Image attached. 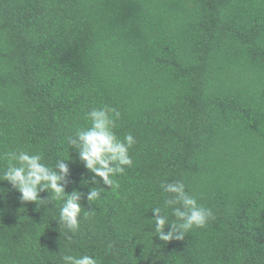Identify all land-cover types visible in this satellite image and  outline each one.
<instances>
[{
    "label": "trees",
    "instance_id": "obj_1",
    "mask_svg": "<svg viewBox=\"0 0 264 264\" xmlns=\"http://www.w3.org/2000/svg\"><path fill=\"white\" fill-rule=\"evenodd\" d=\"M104 106L136 139L120 188L66 247L59 202L0 181V264H264V0H0V154H71L67 191L87 192L66 137ZM174 181L215 219L165 243L150 209Z\"/></svg>",
    "mask_w": 264,
    "mask_h": 264
},
{
    "label": "clouds",
    "instance_id": "obj_2",
    "mask_svg": "<svg viewBox=\"0 0 264 264\" xmlns=\"http://www.w3.org/2000/svg\"><path fill=\"white\" fill-rule=\"evenodd\" d=\"M85 118L90 121V126L78 128L66 140L79 162L92 174L90 179H81L80 187L88 188L87 192L77 188L67 191L73 183L69 163H75V160L71 154L69 158L57 159L52 165L46 163L39 152L9 150L0 154V161H6L0 167V181H6L19 193L21 203L44 207L53 201L59 202L56 222L64 229L66 247L73 243L72 237L79 231L81 219L94 215L92 203L98 202L106 190L117 191L120 188L117 177L133 166L129 150L136 143L135 137L129 133L121 140L114 131L120 113L104 106L93 108ZM101 182L105 187H100ZM160 188L164 197L162 205L150 209L153 217L149 219L153 222V236L160 241L184 240L186 233L194 228H205L215 219L212 209L199 204L196 197L186 191L184 183L164 182ZM42 193H47V197ZM82 200L87 201V210L82 206ZM169 210L174 219H169ZM61 259L63 264H101L98 258L87 254H63Z\"/></svg>",
    "mask_w": 264,
    "mask_h": 264
}]
</instances>
